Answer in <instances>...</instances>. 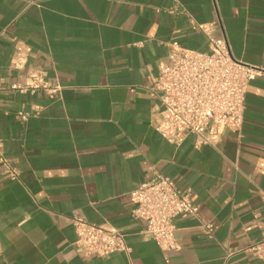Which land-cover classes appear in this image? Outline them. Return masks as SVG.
Instances as JSON below:
<instances>
[{
  "label": "crops",
  "instance_id": "obj_1",
  "mask_svg": "<svg viewBox=\"0 0 264 264\" xmlns=\"http://www.w3.org/2000/svg\"><path fill=\"white\" fill-rule=\"evenodd\" d=\"M199 25L260 72L242 127L197 147L153 128L149 87L169 43L209 51ZM35 77L59 94L11 88ZM0 152L18 173L0 161V264H264L247 250L264 240V0H0ZM156 172L199 205L169 252L133 214L131 192ZM73 219L120 230L129 250L77 254Z\"/></svg>",
  "mask_w": 264,
  "mask_h": 264
},
{
  "label": "built area",
  "instance_id": "obj_2",
  "mask_svg": "<svg viewBox=\"0 0 264 264\" xmlns=\"http://www.w3.org/2000/svg\"><path fill=\"white\" fill-rule=\"evenodd\" d=\"M209 40V51L200 52L169 43L168 59L158 66V74L149 87L160 101L152 120L153 128L169 142L180 145L190 135L197 147L218 145L225 130H239L244 122L245 99L249 83L259 68L236 60L224 37H216L210 27L199 25ZM21 93L43 90L49 96L59 94L61 86L42 77L26 84L14 83ZM27 119L28 114H21ZM4 171L16 178L18 173L0 152ZM133 214L144 222L142 234L154 240L164 252L178 247L175 220L180 216L198 217L199 205L190 188L183 189L173 179L156 172L131 192ZM76 240L73 247L84 257H106L127 251L126 235L120 230L85 220L73 219ZM202 229L212 234L213 224L202 222ZM248 251L264 255V240L251 244Z\"/></svg>",
  "mask_w": 264,
  "mask_h": 264
}]
</instances>
